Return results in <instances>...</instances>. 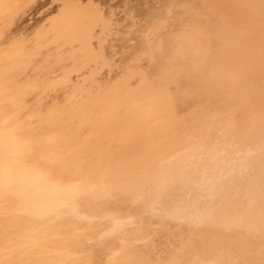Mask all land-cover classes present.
I'll use <instances>...</instances> for the list:
<instances>
[{
	"label": "bare ground",
	"instance_id": "1",
	"mask_svg": "<svg viewBox=\"0 0 264 264\" xmlns=\"http://www.w3.org/2000/svg\"><path fill=\"white\" fill-rule=\"evenodd\" d=\"M0 17L19 44L0 107L34 113L22 148L95 217L76 262L264 264V0H0Z\"/></svg>",
	"mask_w": 264,
	"mask_h": 264
},
{
	"label": "flooded vegetation",
	"instance_id": "2",
	"mask_svg": "<svg viewBox=\"0 0 264 264\" xmlns=\"http://www.w3.org/2000/svg\"><path fill=\"white\" fill-rule=\"evenodd\" d=\"M0 88L6 90L5 87ZM3 89H0V100ZM3 114H6L4 109L0 113V244L6 243L7 247L0 254L3 256L10 250L22 249L20 254L24 264H72V257L68 256L77 249L75 247L80 245L83 237L90 236L93 231H72L64 240L59 236L69 232L62 231L67 229V223L86 212L73 204V198L69 199L67 193L55 188L51 178L37 169L38 164L26 149L19 147L17 139H13L26 131H6ZM84 215L81 217H87ZM88 240L87 243H92ZM77 258L72 259L74 264L81 263L79 260L76 262Z\"/></svg>",
	"mask_w": 264,
	"mask_h": 264
},
{
	"label": "rangeland",
	"instance_id": "3",
	"mask_svg": "<svg viewBox=\"0 0 264 264\" xmlns=\"http://www.w3.org/2000/svg\"><path fill=\"white\" fill-rule=\"evenodd\" d=\"M3 18L2 17H0V21L2 20ZM0 29H2V28H0ZM3 33H2V31L0 30V36L2 35ZM40 36V35H39ZM33 38V37H32ZM15 45H19V44H17V43H14V42H12V43H8V44H0V63H1V60H3L2 59V55H4V52H8V51H10L11 49H12V47L13 46H15ZM3 52V53H2ZM2 65H0V72H2V70L5 68L4 66H3V61H2V63H1ZM6 69V68H5ZM14 69V68H13ZM11 71H9V72H6V71H4V73H2L1 74V76H4V75H8L9 73H10ZM21 75H19L18 76V78L20 77ZM9 100V99H8ZM7 100V101H8ZM3 101H2V99L0 100V104L2 103ZM3 106V105H2ZM2 110L3 109H1L0 108V113H2ZM42 114V113H41ZM12 115H13V113H12ZM9 116H11V114H9V115H7L6 116V114L4 115L3 114V119H2V121H4L3 123H7L6 124V128L7 129H5L6 131H10V132H13V131H21V130H23V129H27V126H28V128L29 127H34V126H38L39 124H37V125H34L33 123H31V124H29L30 123V120L34 117V113H30V112H25V114L22 116L23 118L22 119H20V120H16V121H20L19 123L18 122H16L15 121V119L13 120V118L14 117H10L11 118V120L9 119L8 121H7V119L9 118ZM6 117V118H5ZM24 117H26V119H25V123L24 124H22L23 123V120H24ZM13 120V121H12ZM22 121V122H21ZM16 122V123H15ZM12 123V124H11ZM18 124V125H17ZM12 125V126H11ZM14 127V128H13ZM20 128V129H19ZM30 129V128H29ZM45 136H50V135H45ZM29 137V135L27 134V136H25L24 134H21V135H16V136H14V140L15 139H17V142L19 143V147H24V146H27V144H26V142L24 141V140H29L30 138H28ZM28 138V139H27ZM24 139V140H23ZM31 151V150H30ZM26 152L28 153L29 152V150L27 151L26 150ZM32 153V152H31ZM37 156L39 157V160L41 161V160H43L42 159V157H41V159H40V156L37 154ZM34 157L35 156H33L32 157V159H34ZM37 157V158H38ZM37 158H35L33 161H35V162H37V164L38 163H40L39 162V160L37 159ZM43 165V164H42ZM41 167V168H40ZM39 168V169H38ZM47 167H45V166H43V169H42V166L40 165V164H38V167H37V169L39 170V171H41L43 174H46L47 175V177L48 178H51V181L53 182V186H55V188H59V189H61L63 192H65V193H67V195L68 196H70V197H72V198H74V196H76V197H78L76 194L77 193H74L75 192V190L76 189H78V187H77V184L75 183V184H73L72 183V181H71V179H65V175L63 176L62 175V173L60 172V170L59 171H56L55 169H52V168H50L49 169V171L46 169ZM44 170V171H43ZM56 171V172H59V174L60 175H62V177H64V179H65V181H64V179L61 177V178H59V175H57L58 177H56V174H58V173H56L55 174V171L53 172V174H55V175H53V174H51V172L50 171ZM47 171V172H46ZM53 175V176H52ZM55 178V179H54ZM67 178V177H66ZM60 179V180H59ZM61 179H62V181H61ZM66 180H70L69 182L68 181H66ZM58 181V182H57ZM62 183H61V182ZM64 181V182H63ZM68 182V183H67ZM70 182H71V185H70ZM63 183H64V185H63ZM73 185H75L74 187H77L75 190H73L74 189V187H73ZM64 189V190H63ZM65 189H67V190H65ZM70 191V192H69ZM73 191V192H72ZM78 191H79V189H78ZM77 190H76V192H78ZM71 194V192H72V194L70 195L69 193ZM73 193H74V195H73ZM79 193H80V191H79ZM79 193H78V195H79ZM74 200H77V199H73V201ZM79 201V200H78ZM77 203V201H74V204H76ZM95 218V217H94ZM94 218H92V217H85L84 219L82 218V217H78V218H76V219H73V221H70L69 223H67V229H63L62 231H69L68 233H63V234H61L60 236H59V238H63V239H65V238H67V237H70V235H71V233H72V231H78L79 229H81V227L80 226H82L83 225V228L81 229L82 231L84 230V231H87V229L89 230L90 229V225H88L90 222H92L93 221V219ZM99 218H102V217H99ZM104 218H106V217H104ZM92 219V220H91ZM122 221H124V220H122ZM91 224V223H90ZM79 225V226H78ZM87 225H88V227H87ZM77 227V229H76V227ZM10 227H12V226H10ZM79 227V228H78ZM80 231V230H79ZM112 233V231H110L109 232V234H111ZM62 236V237H61ZM117 237V236H116ZM114 237L115 239H114V241H116L117 242V244H116V242H114V246H115V244H116V246L117 245H120V243L119 242H123V241H121L122 240V238H120V237ZM83 238H85V237H83ZM119 239V240H118ZM121 239V240H120ZM84 240V239H83ZM82 240V241H83ZM85 242H86V244L84 243V244H81V245H87V240H85ZM123 244V243H122ZM121 244V245H122ZM88 245H90V243H88ZM121 245L119 246V247H121ZM6 246V243H4V244H2L1 245V247H0V249L2 250L4 247ZM115 246V247H116ZM79 247H81L80 245H79ZM17 250L19 251V253L17 252ZM21 250L22 249H14V250H10L6 255L4 254L3 255V259L6 261V259L5 258H7V256H8V263L9 264H24L23 263V258L21 257ZM114 250V251H113ZM118 249H116V248H113L111 251H108V252H110L109 253V255L108 254H106V255H104L103 257H102V260H101V264H112L115 260V262H114V264H116V262H117V264H120V263H118V261H123V262H121V264H126V262H124V259H126V261H127V259L129 260H131V257H129V254H128V256L125 254L126 252H124V254H123V252H118L117 251ZM117 251V252H116ZM12 252H14V254L15 255H13V257H15L14 259H13V257H11L12 256ZM17 254H16V253ZM74 252V253H73ZM73 252H71L70 253V256L72 257V259H76L77 257H78V255L80 256L81 254L78 252L77 253V251L75 250V251H73ZM106 251H104L103 253H105ZM107 252V253H108ZM18 254H19V257H18ZM73 254V255H72ZM120 255V256H119ZM124 255V256H123ZM77 256V257H76ZM113 256V257H112ZM116 257H118V258H116ZM19 258V259H18ZM116 258V259H115ZM121 260H120V259ZM16 259V260H15ZM71 259V260H72ZM112 260H114V261H112ZM19 261V262H18ZM111 261V262H110ZM17 262V263H16ZM130 262V261H129ZM7 263V262H6ZM84 263V262H83ZM84 264H86V263H84ZM127 264H129L128 263V261H127ZM131 264V263H130Z\"/></svg>",
	"mask_w": 264,
	"mask_h": 264
},
{
	"label": "snow or ice",
	"instance_id": "4",
	"mask_svg": "<svg viewBox=\"0 0 264 264\" xmlns=\"http://www.w3.org/2000/svg\"><path fill=\"white\" fill-rule=\"evenodd\" d=\"M63 7H64V6L62 5L61 8L63 9ZM60 15H63V11L60 12Z\"/></svg>",
	"mask_w": 264,
	"mask_h": 264
}]
</instances>
